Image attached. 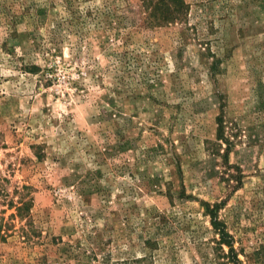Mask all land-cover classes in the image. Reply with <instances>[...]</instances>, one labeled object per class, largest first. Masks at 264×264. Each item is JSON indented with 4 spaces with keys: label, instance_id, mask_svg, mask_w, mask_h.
Masks as SVG:
<instances>
[{
    "label": "rangeland",
    "instance_id": "rangeland-1",
    "mask_svg": "<svg viewBox=\"0 0 264 264\" xmlns=\"http://www.w3.org/2000/svg\"><path fill=\"white\" fill-rule=\"evenodd\" d=\"M185 3L0 0V264H264V0Z\"/></svg>",
    "mask_w": 264,
    "mask_h": 264
},
{
    "label": "trees",
    "instance_id": "trees-1",
    "mask_svg": "<svg viewBox=\"0 0 264 264\" xmlns=\"http://www.w3.org/2000/svg\"><path fill=\"white\" fill-rule=\"evenodd\" d=\"M145 4L146 8L149 7L153 10V13L148 17L150 20L152 19H158L160 22H174L176 20H180L182 16H184V10L186 8L185 0H142ZM151 10V11H152ZM161 12L160 14L154 13V12ZM155 14V16H154ZM218 125H219V135H218V142H221L219 144L220 147H222L224 144L227 146L226 153L228 154L230 148H231V142L228 138L225 136V127H224V120L223 118L218 119ZM208 213L212 216V224L216 231L219 232V235L221 236V244H226L230 252L234 253L233 249V242L231 236L228 234L225 226L218 220L217 215L215 214V210L210 208V206H207ZM2 234V224L0 221V238L3 239ZM232 262L235 264H240L238 259H232Z\"/></svg>",
    "mask_w": 264,
    "mask_h": 264
}]
</instances>
